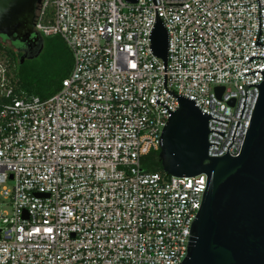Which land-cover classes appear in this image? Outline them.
I'll list each match as a JSON object with an SVG mask.
<instances>
[{"label": "built area", "instance_id": "obj_1", "mask_svg": "<svg viewBox=\"0 0 264 264\" xmlns=\"http://www.w3.org/2000/svg\"><path fill=\"white\" fill-rule=\"evenodd\" d=\"M155 0L169 35L166 89L209 119L208 157L240 154L258 97L264 0ZM152 0H41L34 31L72 68L52 96L16 97L0 57V264H180L206 175L142 170L178 102L150 51ZM219 94V90H221ZM10 184V187L8 185ZM50 230V231H49Z\"/></svg>", "mask_w": 264, "mask_h": 264}, {"label": "water", "instance_id": "obj_2", "mask_svg": "<svg viewBox=\"0 0 264 264\" xmlns=\"http://www.w3.org/2000/svg\"><path fill=\"white\" fill-rule=\"evenodd\" d=\"M41 0H0V38L19 46V65L37 58L44 47L43 37L34 31L35 13ZM138 0H125L134 4ZM149 34L150 51L162 60L163 84L166 92L175 97L178 108L170 112L157 99L156 104L168 111L161 136L158 159L163 173L170 177H193L205 174L206 186L200 208L191 221L186 257L180 264H264V71L258 72L263 80L259 85L243 86L245 100L247 89L259 91L248 129L237 157L228 154L238 127L237 122L231 144L222 157H208L210 146L208 120L223 123L202 113L193 100L170 93L166 89V61L169 35L157 14ZM258 8H260L257 0ZM260 13L258 35L254 47H261ZM254 58L251 56L247 64ZM219 94L222 89L219 90Z\"/></svg>", "mask_w": 264, "mask_h": 264}, {"label": "trees", "instance_id": "obj_3", "mask_svg": "<svg viewBox=\"0 0 264 264\" xmlns=\"http://www.w3.org/2000/svg\"><path fill=\"white\" fill-rule=\"evenodd\" d=\"M0 57H5L6 61L10 64L12 69L11 82L16 97L24 93L46 99L59 90L61 81L67 76L66 73H61L57 79H53L49 75L43 76L39 74L35 69L27 71L24 69L26 61L22 65H19V55L15 52L14 48L1 41ZM142 170L147 173L164 174L158 159V152H151L142 159Z\"/></svg>", "mask_w": 264, "mask_h": 264}, {"label": "rangeland", "instance_id": "obj_4", "mask_svg": "<svg viewBox=\"0 0 264 264\" xmlns=\"http://www.w3.org/2000/svg\"><path fill=\"white\" fill-rule=\"evenodd\" d=\"M72 64V53L64 41L58 36H52L44 38V47L41 54L33 60L26 61L24 69L27 71L35 69L43 76L49 75L51 78L57 79L61 73H66L68 76ZM8 187H10V184ZM5 202L0 195V211H9V208L4 206Z\"/></svg>", "mask_w": 264, "mask_h": 264}, {"label": "flooded vegetation", "instance_id": "obj_5", "mask_svg": "<svg viewBox=\"0 0 264 264\" xmlns=\"http://www.w3.org/2000/svg\"><path fill=\"white\" fill-rule=\"evenodd\" d=\"M0 41L5 43L6 45L14 48L15 52L19 55V57L21 56V53H20V48L19 46L15 45V44H11L10 42H8L7 40H4L3 38H0Z\"/></svg>", "mask_w": 264, "mask_h": 264}, {"label": "snow or ice", "instance_id": "obj_6", "mask_svg": "<svg viewBox=\"0 0 264 264\" xmlns=\"http://www.w3.org/2000/svg\"><path fill=\"white\" fill-rule=\"evenodd\" d=\"M50 231V230H49Z\"/></svg>", "mask_w": 264, "mask_h": 264}]
</instances>
